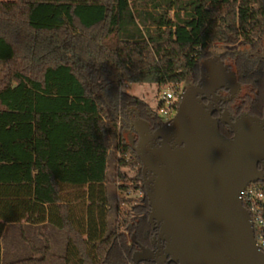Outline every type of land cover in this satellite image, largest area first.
Masks as SVG:
<instances>
[{"label": "trees", "instance_id": "trees-1", "mask_svg": "<svg viewBox=\"0 0 264 264\" xmlns=\"http://www.w3.org/2000/svg\"><path fill=\"white\" fill-rule=\"evenodd\" d=\"M144 1H0V237L23 220L66 234L62 255L31 246L2 263L0 247V264H131L125 235L147 242L154 231L123 134L136 117L161 120L122 86L185 87L212 47L238 42L241 69L263 76L264 0H152L136 12ZM108 137L119 140L118 166L136 168L119 192L142 194L110 231Z\"/></svg>", "mask_w": 264, "mask_h": 264}, {"label": "water", "instance_id": "water-1", "mask_svg": "<svg viewBox=\"0 0 264 264\" xmlns=\"http://www.w3.org/2000/svg\"><path fill=\"white\" fill-rule=\"evenodd\" d=\"M220 67L216 57L199 62L200 81L184 87L171 126L149 133L135 119L138 142L123 134L141 164L147 223L156 231L150 247L136 243L131 264H264L240 200L246 186L264 184V106L261 118L224 120L232 136L222 135L210 105L197 98L223 86ZM156 242L164 243L161 250Z\"/></svg>", "mask_w": 264, "mask_h": 264}, {"label": "rangeland", "instance_id": "rangeland-1", "mask_svg": "<svg viewBox=\"0 0 264 264\" xmlns=\"http://www.w3.org/2000/svg\"><path fill=\"white\" fill-rule=\"evenodd\" d=\"M0 1H11V0H0ZM151 1L146 0L144 2H138L134 4V9L136 12H147L151 9ZM135 12V14H136ZM172 16V13L169 14ZM261 42L264 45V32L261 35ZM240 48V42L232 45L231 47ZM227 45H219L218 47L211 48V55L219 53L220 51L227 48ZM261 52V51H260ZM1 64H0V79H1ZM122 90L127 93L143 99L149 107L153 110H157V98L159 96L158 89L156 86L151 84H131L127 88L125 85L122 86ZM108 147V161H107V183L106 189L108 194V209H107V223L108 231L113 228H117V216L118 214L128 213L132 206L135 203H138L139 198L142 197L140 192H130L129 194H121L119 188L122 185V179L120 177L126 176L130 178L134 175L135 169L133 167L120 168L118 166V159L122 156L119 151V140L108 137L106 140ZM118 231H123L119 229ZM40 231L33 229L31 226H10L7 229V232L2 241V262L8 263L11 261L27 258L31 255V246L40 248L41 242L45 243L44 245L50 246V243H53L51 251L52 253L61 254L62 246L60 245V238L53 237L49 240L48 237L44 236L43 241L40 240ZM133 233H128L126 236L127 242ZM45 241V242H44Z\"/></svg>", "mask_w": 264, "mask_h": 264}, {"label": "flooded vegetation", "instance_id": "flooded-vegetation-1", "mask_svg": "<svg viewBox=\"0 0 264 264\" xmlns=\"http://www.w3.org/2000/svg\"><path fill=\"white\" fill-rule=\"evenodd\" d=\"M237 47V46H236ZM242 47V45H241ZM238 48V51L241 50ZM234 47L228 46L219 53L210 55L203 59L208 58H218L221 62V75L223 76V86L217 88L213 93L206 92L204 94H199L197 98L204 104L210 105L213 111L212 117L218 120V128L222 135L226 138H230L231 132L225 121H234L237 117L243 114H248L251 116L262 117L263 106H264V74L261 78L255 79L252 74L240 67L241 54H234ZM264 50V45L261 42V51ZM201 59V60H203ZM200 60V61H201ZM218 66V63H215ZM206 70L203 72V77L206 78ZM233 76V80L230 81ZM200 81V71L198 65V73L194 80H192L187 86H197ZM135 119H141L148 124L149 133H153L157 129L163 127L159 120L155 116H150L148 118L136 117ZM225 120V121H224ZM134 122V121H133ZM132 122V123H133ZM128 136H132V139L128 141L134 145L138 142V137L135 135L134 130L127 132ZM152 146H158L159 141L154 140ZM260 169V167H259ZM264 171V169H263ZM156 231L153 232L152 236ZM134 234V233H133ZM151 236V237H152ZM150 239L147 242H142L134 234L133 241L130 242L129 239L128 246L130 248V256L138 250L137 244L150 247ZM137 243V244H136ZM163 242H156L154 244V250H161L163 247ZM141 264H153L151 262L141 263ZM173 264V263H169Z\"/></svg>", "mask_w": 264, "mask_h": 264}, {"label": "built area", "instance_id": "built-area-1", "mask_svg": "<svg viewBox=\"0 0 264 264\" xmlns=\"http://www.w3.org/2000/svg\"><path fill=\"white\" fill-rule=\"evenodd\" d=\"M183 91V86L161 85L158 88L156 111L163 127L171 126ZM240 200L248 212L255 245L264 254V184H249L241 192Z\"/></svg>", "mask_w": 264, "mask_h": 264}, {"label": "crops", "instance_id": "crops-1", "mask_svg": "<svg viewBox=\"0 0 264 264\" xmlns=\"http://www.w3.org/2000/svg\"><path fill=\"white\" fill-rule=\"evenodd\" d=\"M107 209H108V207H107ZM20 226V225H25V226H31L33 229H35V230H39L40 231V240L41 241H43V237L44 236H46V237H48L49 238V240L51 239V238H53V237H56V238H60V245L62 246V253L61 254H59V255H62L63 253H64V249H65V245H66V234L63 232V231H61V230H58L57 228H55V227H53V226H51V225H49L48 223H46V222H44V223H42V224H39V225H35V224H31V223H27V222H25V220H23V221H21V223L20 224H6L5 225V227H4V230H3V233H2V235H1V237H0V247H1V261H2V241H3V238H4V236H5V234H6V232H7V229H8V227H10V226ZM51 241H52V239H51ZM45 242V241H44ZM53 242V241H52ZM42 244H40V247H43V246H45L44 244L45 243H43V242H41ZM52 245H53V243H50V250L51 251H53V249H52ZM56 254V253H55ZM58 255V254H57ZM30 257V256H29ZM28 258V257H27ZM23 259H25V258H23ZM3 263V262H2Z\"/></svg>", "mask_w": 264, "mask_h": 264}]
</instances>
